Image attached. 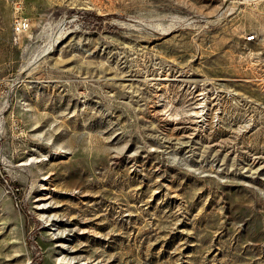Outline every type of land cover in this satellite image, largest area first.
Returning a JSON list of instances; mask_svg holds the SVG:
<instances>
[{"label": "rangeland", "instance_id": "obj_1", "mask_svg": "<svg viewBox=\"0 0 264 264\" xmlns=\"http://www.w3.org/2000/svg\"><path fill=\"white\" fill-rule=\"evenodd\" d=\"M14 1L0 264H264V0Z\"/></svg>", "mask_w": 264, "mask_h": 264}, {"label": "built area", "instance_id": "obj_2", "mask_svg": "<svg viewBox=\"0 0 264 264\" xmlns=\"http://www.w3.org/2000/svg\"><path fill=\"white\" fill-rule=\"evenodd\" d=\"M250 1L257 2V1H262V0H250ZM13 9H14V15H13L12 22H11V31H12L13 38L15 40H18V38L21 35L28 34L31 31L32 27L34 26V22L32 18H30L29 16L22 15L21 13L22 5L20 1L15 0L13 2ZM249 36L250 35L245 36L244 38L245 41H246V38H248Z\"/></svg>", "mask_w": 264, "mask_h": 264}, {"label": "bare ground", "instance_id": "obj_3", "mask_svg": "<svg viewBox=\"0 0 264 264\" xmlns=\"http://www.w3.org/2000/svg\"><path fill=\"white\" fill-rule=\"evenodd\" d=\"M247 2H250L249 0H246ZM256 2V1H255ZM61 26V25H60ZM62 28V27H61ZM60 34V33H59ZM53 40V39H52ZM57 40H58V38H55V40H53L54 41V43H53V45L57 42ZM253 40H255V38L254 37H251V36H249L248 38H246V41H248V42H251V41H253ZM52 41V42H53ZM51 42V43H52ZM51 45V44H50ZM53 45H51V46H53ZM48 48V47H47ZM50 48V47H49ZM42 55V54H41ZM43 56V55H42Z\"/></svg>", "mask_w": 264, "mask_h": 264}, {"label": "water", "instance_id": "obj_4", "mask_svg": "<svg viewBox=\"0 0 264 264\" xmlns=\"http://www.w3.org/2000/svg\"><path fill=\"white\" fill-rule=\"evenodd\" d=\"M235 11H236V8L235 7H230V9L228 10V15H231Z\"/></svg>", "mask_w": 264, "mask_h": 264}, {"label": "crops", "instance_id": "obj_5", "mask_svg": "<svg viewBox=\"0 0 264 264\" xmlns=\"http://www.w3.org/2000/svg\"><path fill=\"white\" fill-rule=\"evenodd\" d=\"M251 2V1H250ZM257 2H260V1H257Z\"/></svg>", "mask_w": 264, "mask_h": 264}]
</instances>
